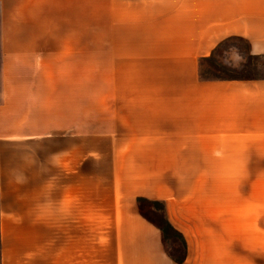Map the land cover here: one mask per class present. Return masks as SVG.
Masks as SVG:
<instances>
[{"label":"crops","instance_id":"0c3cea01","mask_svg":"<svg viewBox=\"0 0 264 264\" xmlns=\"http://www.w3.org/2000/svg\"><path fill=\"white\" fill-rule=\"evenodd\" d=\"M88 6L113 51L100 131L42 53ZM233 40L234 64L264 57V0H0V264H177L139 198L164 202L183 264L211 261L264 164V75H201Z\"/></svg>","mask_w":264,"mask_h":264},{"label":"rangeland","instance_id":"374dc122","mask_svg":"<svg viewBox=\"0 0 264 264\" xmlns=\"http://www.w3.org/2000/svg\"><path fill=\"white\" fill-rule=\"evenodd\" d=\"M93 6H88V29L71 31L72 38L57 31V46L53 49H42L44 58H59V69L72 71L76 87V100L91 101L94 130L100 131L101 101L115 99L113 51L108 29H96ZM101 36H100V34ZM104 36V37H103ZM240 46L242 51L247 47L235 40L228 42L216 54L211 62H203L205 75H230L246 77H262L264 75V57L245 56L243 61L231 62L233 56L230 46ZM228 48V49H227ZM236 49V48H234ZM56 54V56H53ZM42 58V59H44ZM61 58H66L61 64ZM253 187V218L251 213H238L234 226L229 222L228 244L218 246V250L210 257L211 261L202 264H264V164H251ZM165 206V204H164ZM152 217L162 223L161 208L152 210ZM166 251L179 255L182 244L171 236L165 241Z\"/></svg>","mask_w":264,"mask_h":264},{"label":"trees","instance_id":"16d2710c","mask_svg":"<svg viewBox=\"0 0 264 264\" xmlns=\"http://www.w3.org/2000/svg\"><path fill=\"white\" fill-rule=\"evenodd\" d=\"M220 49H217L213 54L210 55V57L203 59V62H211L215 59L216 54L219 52ZM201 75L205 79H211V78H229V77H240L235 75H230L229 77H221L218 75H205L203 67L201 69ZM138 207L141 215L149 220L152 224L156 225L162 233V240L164 244L166 243V239H168L170 236L175 239V241H179L182 244V249L179 255L171 254L170 252L166 251L171 259H173L177 264H183L186 260L187 256V250L188 245L187 241L185 240V237L181 231H178L168 220L166 216V207L164 206L163 201L158 200H151L147 198H139L138 201ZM161 208V214H162V223H158L154 220L152 217V210L154 208Z\"/></svg>","mask_w":264,"mask_h":264}]
</instances>
